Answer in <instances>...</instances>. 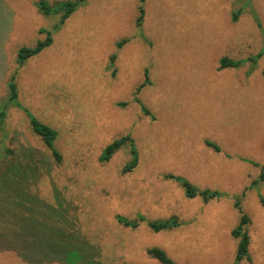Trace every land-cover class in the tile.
Here are the masks:
<instances>
[{
    "label": "rangeland",
    "instance_id": "rangeland-1",
    "mask_svg": "<svg viewBox=\"0 0 264 264\" xmlns=\"http://www.w3.org/2000/svg\"><path fill=\"white\" fill-rule=\"evenodd\" d=\"M37 1L0 0V154L15 157L0 158L14 176L0 179L19 181L0 183V264H160L151 248L175 264H236L242 215L251 261L264 264V0H86L55 31L59 16ZM41 29L52 45L16 64ZM223 57L241 64L219 70ZM14 74L22 110L8 103ZM24 111L55 131L59 165ZM124 136L137 165L122 173L128 147L101 157ZM166 175L218 197L189 199ZM4 210L25 213L23 226L7 228ZM172 218L171 230L148 227Z\"/></svg>",
    "mask_w": 264,
    "mask_h": 264
},
{
    "label": "trees",
    "instance_id": "trees-1",
    "mask_svg": "<svg viewBox=\"0 0 264 264\" xmlns=\"http://www.w3.org/2000/svg\"><path fill=\"white\" fill-rule=\"evenodd\" d=\"M139 1H140V4L141 3L143 4L145 0H139ZM85 3H86V0H63V1H57L54 3H49L45 0H39L35 3V6L41 15L48 16V15L56 14L59 16L60 22L58 23V25L55 26V28H54V31H55L60 25H62L66 21V19L74 11H76L78 8L83 6ZM137 12H138V15H137V18L135 20V26L138 28V27H141L143 19H144V9L141 5L138 7ZM237 17H238V14L234 13L232 15V22H236ZM39 33L44 34L45 38L43 40H38L33 47L20 48L17 52L16 64L22 65L23 63H25L26 60L38 55L43 50L49 48L52 45V43H53L52 34L54 33L53 30L41 29L39 31ZM125 42H126V40L121 41L119 44H117V48L122 47V45L125 44ZM261 56H262V51L258 52L254 58H249L248 61L251 62L252 64H254L255 60L260 58ZM111 59L113 60L114 58L111 57ZM240 64H241V62L230 60L226 57H223L219 61L218 69L221 70L224 68H236ZM262 73L264 75V71ZM144 76L146 79H144V83L137 89V91H139V89H141L145 84H147L149 82L148 78H147V71L144 73ZM14 79H15V74L11 77L10 83H9L10 95L8 98V103H10V104L18 107L19 109H21L19 106V103L17 102V92H16ZM142 110H143V112L147 113V110L145 108H143ZM25 114L29 120V124H30V127H31L33 133L40 138V140L42 141L44 146L48 149L51 157L53 158V160L55 162V164L59 165L61 163V156L53 148V145H52L53 141L56 138L55 131H53L52 129L42 125L41 123H39L34 117H32L27 112H25ZM4 116H5V111L3 110L0 112V131L3 130L2 124H3ZM205 144H206V146L214 149V151H216V152L219 151V148L216 145H214L210 142H205ZM121 146L128 147L129 152L132 156V161L130 162L128 167H125L122 170V173H125L137 165V156H136L135 146L133 145V142L131 141L129 136L121 137L120 139L112 142L105 149V151L101 157V160L105 163L108 162L110 160V158L112 157V155H114L120 149ZM3 154H6V156L15 158L14 153L12 151L5 150L4 152H2L0 154V158L4 157ZM0 164H5V162L0 161ZM8 164H6L4 166V168H2L5 171L4 173L7 174V176H5L3 173V176L0 175L1 177H14L10 174V171L13 170V168L10 167V165L13 164V161L8 162ZM165 178L172 180L175 183L180 184L182 189H183L185 197H187L189 199H192L196 196H201L204 202H209L210 200H213V199L218 197V194L216 192H209L207 190L200 191L196 187L190 185V183H188L185 180H182L179 177H176L173 175H166ZM260 179H261V181L264 180V171L263 170L261 171ZM0 180H2V179H0ZM3 180H15V179H3ZM260 203L264 206V200L263 199H260ZM235 207L237 209L239 208V202H236ZM141 220H142V218H140V221ZM119 222L122 223L126 227L131 224L132 229H134L138 225L137 222H127V221L121 220V219H119ZM248 224H249V218L245 215H242L240 217V220H239L237 227L231 231V236L234 239H238V244H237V249H236V254H235L236 264L240 261H243V260L247 261L249 264H253L251 261L250 255H249V251H248L249 236L247 235V232L244 229V228H246V226ZM178 226H179V223H178L177 219H174V218H172L170 220L148 223V227L152 232L171 230V229L178 227ZM146 254L149 257L156 259L160 264H175L166 255V253L164 251H162L161 249L151 248V249H148L146 251Z\"/></svg>",
    "mask_w": 264,
    "mask_h": 264
},
{
    "label": "crops",
    "instance_id": "crops-1",
    "mask_svg": "<svg viewBox=\"0 0 264 264\" xmlns=\"http://www.w3.org/2000/svg\"><path fill=\"white\" fill-rule=\"evenodd\" d=\"M15 182L16 183H19L18 180L17 181L0 180V183H2V184L3 183L10 184V183H15ZM14 201L16 202V204H22V203H20V197H18ZM3 205H4V203H2V206ZM22 205H24V204H22ZM4 209H5V207H4ZM26 216L27 215L25 213H24V215H18V214H16V219H11L9 213L4 210L3 216H1V217H2V220L7 223V225H8L7 228H10L12 230H15V229H17L16 228L17 226H19V225L20 226H23L22 225V222L25 221L24 219H25ZM10 220H13V224H10ZM5 230H6V228H5Z\"/></svg>",
    "mask_w": 264,
    "mask_h": 264
}]
</instances>
